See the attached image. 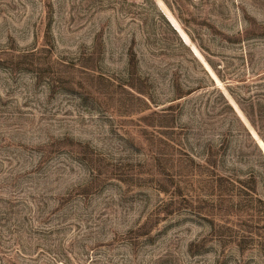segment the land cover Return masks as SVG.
Segmentation results:
<instances>
[{
	"label": "rangeland",
	"instance_id": "1",
	"mask_svg": "<svg viewBox=\"0 0 264 264\" xmlns=\"http://www.w3.org/2000/svg\"><path fill=\"white\" fill-rule=\"evenodd\" d=\"M0 264H264V0H0Z\"/></svg>",
	"mask_w": 264,
	"mask_h": 264
}]
</instances>
